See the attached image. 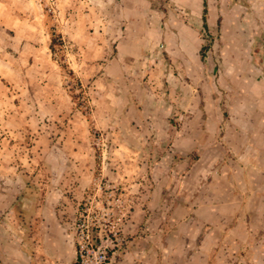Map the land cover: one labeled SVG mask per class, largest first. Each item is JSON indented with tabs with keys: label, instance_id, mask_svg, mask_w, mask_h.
I'll list each match as a JSON object with an SVG mask.
<instances>
[{
	"label": "rangeland",
	"instance_id": "obj_1",
	"mask_svg": "<svg viewBox=\"0 0 264 264\" xmlns=\"http://www.w3.org/2000/svg\"><path fill=\"white\" fill-rule=\"evenodd\" d=\"M132 1L0 0V57L15 59L28 43L45 46L40 62L47 54L55 60L68 99L64 112L39 120L31 87L7 83L0 102L4 116L40 126L23 132L28 156L19 163L40 172L33 185L40 205L48 197L54 205L65 264L81 263V244L89 264L103 255L104 264H264V141L256 147L243 130L253 122L248 131L264 136V0H204L194 74L176 73L178 86L165 69L161 29L144 31L151 13L158 24L170 13L188 20V7L135 0L147 5L142 14L153 12L122 16ZM126 27L142 51L110 76L112 85L106 68ZM127 91L128 100L119 98ZM151 101L147 115L128 110ZM41 127L49 134L32 147Z\"/></svg>",
	"mask_w": 264,
	"mask_h": 264
},
{
	"label": "crops",
	"instance_id": "obj_2",
	"mask_svg": "<svg viewBox=\"0 0 264 264\" xmlns=\"http://www.w3.org/2000/svg\"><path fill=\"white\" fill-rule=\"evenodd\" d=\"M132 2L134 3L132 6L126 5L122 9V16L128 18L137 14L147 18L148 16L146 15L153 12L151 10V12L147 13L146 10L142 14L140 5H147L140 1L136 2L133 0ZM179 2L182 7H188L189 10L185 9L187 10L185 11L186 16H189L188 20L170 13V16L163 24H158L155 19L156 14L151 13L148 20L149 26L144 31L145 35H150L157 32V28L161 29V47L168 58L165 69L169 74L175 76L174 83L176 86L180 83L179 76L185 74L186 71L194 74L193 67L197 64L200 46V26L197 15H199L200 6H204V0H179ZM4 17H6V14H1V18ZM195 23L197 24L195 25ZM126 28L127 30H122L126 36L119 41V56L113 57L106 68V74L107 72L111 74L110 70H112L113 75L107 76V82L112 83V85L115 82L114 77L122 73V68H125L124 66L127 67L133 61L131 54L142 51L139 44L134 43L130 39L133 32L130 29L128 30L129 27ZM21 34L19 31L15 34L16 47L19 44V40L23 39ZM156 40L151 38L147 41V44H152ZM44 47L28 43L25 46L23 45L24 49L19 47L20 54L17 58L5 59L0 57V102H4L5 99L2 97L5 95L8 97L6 88H9V86L7 83L24 84L27 89L31 87L34 91L31 93V104L29 107L32 108L31 113L35 114L37 119L39 115H59L68 108V99L58 85L61 75L54 69L55 60L52 58L48 59L47 54L45 55L46 63L40 62V52L44 50ZM100 48L102 51L101 45ZM4 49L8 50L7 47ZM155 53L153 52L151 56ZM148 60L149 58H146V61ZM21 62H27V65L25 67L19 66ZM14 64L17 65L16 68L12 67ZM29 71H32L30 78ZM19 72H22V74ZM33 72L35 73L33 74ZM176 73L179 76H176ZM256 90L257 88H253L250 92L255 94ZM172 92L174 91L172 90ZM140 93L142 92L139 89L135 97ZM120 97L122 99L125 97L128 100L130 91L125 92ZM150 104L151 106L148 104L144 105L141 111L135 109L136 106L132 104L129 105L128 110L129 112H134L137 116H144L152 112L151 107L157 105V102L151 101ZM5 113H8V109H4L0 105V264H65L69 258L68 245L56 213L53 211L54 205H49L52 202L49 197L48 205H40L37 190H35L33 185L40 172H36L33 168H20L21 164L19 163L25 157L23 155H26L21 152V147H23L25 142L21 138L23 132L25 130H38L40 126L39 124L29 123L30 126L28 127L23 123H18L14 116L11 118L4 116ZM251 124L253 122L246 125L243 130L245 135L248 134L247 138L252 139V144L259 148L261 146L260 142L264 141V136L256 132V130L255 134L250 133L248 130L252 127ZM41 128L39 137L35 139L36 143L32 147L38 146L41 140L49 134L45 127ZM68 143V140H66L65 145ZM54 147L58 148L57 145H54ZM63 153L67 154L65 151ZM29 158L34 160L35 155H29ZM41 215L43 216L42 218L39 217ZM42 226L43 233L41 232L42 230L40 231Z\"/></svg>",
	"mask_w": 264,
	"mask_h": 264
},
{
	"label": "built area",
	"instance_id": "obj_3",
	"mask_svg": "<svg viewBox=\"0 0 264 264\" xmlns=\"http://www.w3.org/2000/svg\"><path fill=\"white\" fill-rule=\"evenodd\" d=\"M82 239L85 240L87 238L89 240V234H86L84 230L81 231ZM81 249H80V257H81V263L80 264H89L87 260H85V253L89 252V249H85V245L81 244ZM105 255L100 256L98 261H95L94 263L91 264H104L105 261Z\"/></svg>",
	"mask_w": 264,
	"mask_h": 264
}]
</instances>
